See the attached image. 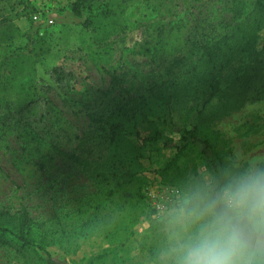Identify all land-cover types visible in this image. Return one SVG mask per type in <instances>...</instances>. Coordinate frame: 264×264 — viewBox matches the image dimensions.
<instances>
[{
  "label": "rangeland",
  "instance_id": "obj_1",
  "mask_svg": "<svg viewBox=\"0 0 264 264\" xmlns=\"http://www.w3.org/2000/svg\"><path fill=\"white\" fill-rule=\"evenodd\" d=\"M73 1L42 9L34 21L25 0H0V210L9 203L11 212L26 208L34 242L21 249L6 234L0 264H162V218L145 201L131 199L124 173L175 187L182 197L214 176V163L225 174L248 148L264 149V99L223 114L224 99L215 98L199 123L198 139L180 142V133L192 128L208 78L199 43H220L253 0ZM138 22L141 29L118 39V26ZM109 34L113 42L106 40ZM143 40L150 54L140 47ZM257 50L264 61V28ZM110 73L141 103L160 93L162 81L173 94L172 125L160 140L145 141L157 129L155 119L125 136V144L138 149L137 165L131 152L109 156L86 140L99 127L91 115L126 100ZM233 77L228 67L221 87ZM24 78L33 88L29 102L19 105Z\"/></svg>",
  "mask_w": 264,
  "mask_h": 264
},
{
  "label": "trees",
  "instance_id": "obj_2",
  "mask_svg": "<svg viewBox=\"0 0 264 264\" xmlns=\"http://www.w3.org/2000/svg\"><path fill=\"white\" fill-rule=\"evenodd\" d=\"M79 0L73 1L76 4ZM23 8H27V13L32 14L36 8L29 0H25ZM142 24L136 23L134 27H117L121 36L119 40L126 39L127 35L134 30L141 29ZM264 28V0H253L251 11L244 16L218 43L217 41H201L199 49L201 50V59L205 67L207 80L200 89L201 93L194 105V123L192 128L180 133V142L186 144L190 140H197L199 137V123L204 120L205 111L215 98H222L221 111L223 114L230 113L240 108L247 102H258L264 99V61L259 58L257 50L258 33ZM113 34L106 37L111 40ZM140 47L150 54V48L147 41L143 40ZM243 58V60H238ZM235 61L240 62V68H235ZM232 69L235 76L227 87H221L220 75L227 68ZM113 86L120 88L127 94L124 103L115 105L114 108L104 115H91V120L99 127L94 133L86 138L87 142L96 143L98 147L105 150L109 156L121 155L124 152L132 153L133 164L139 156L138 149L133 145L125 144V136L135 130L141 123H150L155 119L157 129L154 134L145 138V141L156 142L163 137V130L172 125L171 110L174 104L173 94L165 81L161 82V91L154 95L148 103H141L137 98H132L127 91L122 89L120 81L114 73H110ZM33 86L27 78L21 83V97L17 102L19 105L29 102V94ZM222 114V115H223ZM158 124L162 129L158 128ZM138 134V133H136ZM207 148H212L207 138L202 139ZM73 162L80 163V159L74 155L61 153ZM120 160V159H119ZM215 160V159H214ZM213 161V160H212ZM216 162V161H215ZM122 168L123 160H120ZM132 164V163H131ZM212 171L215 177L223 175L222 166L214 163ZM124 184L130 186V196L134 201L142 200L144 202L143 188L147 183L136 179L135 173L125 172L123 177ZM152 211V210H151ZM32 220L26 208L21 207L15 212H11V203L0 210V242L5 243V235L12 234L24 247L34 246V242L29 237Z\"/></svg>",
  "mask_w": 264,
  "mask_h": 264
},
{
  "label": "clouds",
  "instance_id": "obj_3",
  "mask_svg": "<svg viewBox=\"0 0 264 264\" xmlns=\"http://www.w3.org/2000/svg\"><path fill=\"white\" fill-rule=\"evenodd\" d=\"M161 218L162 264H264V149L193 184Z\"/></svg>",
  "mask_w": 264,
  "mask_h": 264
},
{
  "label": "built area",
  "instance_id": "obj_4",
  "mask_svg": "<svg viewBox=\"0 0 264 264\" xmlns=\"http://www.w3.org/2000/svg\"><path fill=\"white\" fill-rule=\"evenodd\" d=\"M66 0H30L31 4L37 6L32 18L39 21L42 15V9L60 4ZM144 201L148 204L155 217L161 218L162 210L173 201L180 198V192L177 188L163 185L158 180L152 179L147 182L143 188Z\"/></svg>",
  "mask_w": 264,
  "mask_h": 264
}]
</instances>
